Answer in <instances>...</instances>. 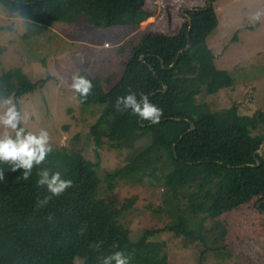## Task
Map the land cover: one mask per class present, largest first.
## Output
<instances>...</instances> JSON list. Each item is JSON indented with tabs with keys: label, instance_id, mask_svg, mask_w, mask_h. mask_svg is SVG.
I'll return each instance as SVG.
<instances>
[{
	"label": "rangeland",
	"instance_id": "obj_1",
	"mask_svg": "<svg viewBox=\"0 0 264 264\" xmlns=\"http://www.w3.org/2000/svg\"><path fill=\"white\" fill-rule=\"evenodd\" d=\"M143 3L153 19L140 26L107 28L85 22L45 24L23 18L0 3V73L11 71L17 79L29 81L42 80L48 74L55 78L35 93L19 100L12 98L22 114L29 117L22 127L34 133L45 129L50 135L53 151L31 173L58 170L62 160L74 154L95 162L98 150L100 168L91 198L97 213L110 214L117 224L140 235L177 222L178 217H171L168 212L169 207H174L201 239L154 233L141 246L125 251L131 264H264V211L259 199L218 219L191 213L188 200L193 189L180 188L188 169L175 161L171 149L176 140L173 138L184 129L182 122L156 124L134 147L119 149L113 132L93 129L104 107L81 108L71 89L73 74L84 70L101 77L105 89H111L120 80L124 62L133 56L147 34H177L185 24L184 13L206 8V0ZM83 6L69 2L66 9L71 15ZM215 7L219 23L206 42L215 58V70L206 75L200 73L194 79L197 67H188L184 74H189L194 82L187 80L185 84H192L193 90L201 93L197 102L206 105L208 113L238 104L241 118L252 125L259 138H264V16L259 21L251 19L255 12H264V0H218ZM230 78L233 86L226 85ZM4 131L0 125V134ZM255 132L252 137H257ZM140 162L149 166L138 174ZM6 170L11 176L8 181L20 178L24 172L13 171L9 163ZM99 261L96 257L90 264ZM77 263L82 264V258Z\"/></svg>",
	"mask_w": 264,
	"mask_h": 264
},
{
	"label": "trees",
	"instance_id": "obj_2",
	"mask_svg": "<svg viewBox=\"0 0 264 264\" xmlns=\"http://www.w3.org/2000/svg\"><path fill=\"white\" fill-rule=\"evenodd\" d=\"M217 1L206 0V8L188 10L185 24L177 34H147L133 56L124 62L120 80L111 89H105L101 77L85 70L79 72L86 75L94 87L83 103L76 93L81 108L104 107L93 129L105 128L106 133L113 132L119 149L134 147L152 127L149 126L151 121L140 119L130 110H117V97L127 95L129 89L147 94L153 104L163 109L159 123L182 122L184 129L173 138L176 140L171 146L175 161L188 169L180 188L193 189L188 200L191 213L211 219L225 216L254 199L260 200L264 211V154H259L264 138L251 136L252 125H247L241 118L238 104L225 111L208 113L206 105L197 102L201 93L194 91L192 84H185L187 80L193 83L200 73L206 75L215 70V58L206 42L219 23ZM69 2L84 6L69 15L66 9ZM143 2L0 0L11 12L23 18L45 24L85 22L97 28L140 26L153 17L141 7ZM189 45L191 49L187 50ZM44 64L48 68L47 63ZM194 66L198 72L193 79L184 71ZM182 75L186 78H181ZM52 80L55 78L50 74L42 80L29 81L17 79L11 71L0 73V96L19 100ZM233 84L231 78L226 83L228 86ZM16 104L19 109L18 102ZM193 125L196 126L194 130ZM98 138L96 135V140ZM95 160L87 161L81 154L71 158L66 156L60 169L55 171H60L64 179H71L73 187L58 197L53 196L43 207L37 205V200L50 193L46 187L37 186L38 175L31 173L25 179L22 174L20 178L8 181L11 176L7 174V163L0 162V170L4 172V179L0 180V264H78L79 258H82V264H90L96 257L100 259L98 264H102L111 251L136 249L154 233L170 232L193 241L201 240L182 217V212L174 207H169L168 212L171 217H178L177 222L166 228L145 230L140 235L117 224L110 214L97 213L91 198L96 191L100 168L98 150ZM148 166L140 162L136 172L144 173ZM101 241V249L95 250L92 245ZM114 243L119 247L114 248Z\"/></svg>",
	"mask_w": 264,
	"mask_h": 264
},
{
	"label": "clouds",
	"instance_id": "obj_3",
	"mask_svg": "<svg viewBox=\"0 0 264 264\" xmlns=\"http://www.w3.org/2000/svg\"><path fill=\"white\" fill-rule=\"evenodd\" d=\"M264 16V12H255L251 19L259 21ZM80 56L81 63L84 58ZM94 85L86 76L79 73L73 74L71 89L79 94L80 102L86 101L91 94ZM116 107L119 111H131V114L138 116L142 120H148L152 123H159L163 116V109L153 104L149 96L143 92L136 93L129 89L128 94L119 96L116 99ZM0 125L5 131L0 134V162L12 165V170L23 169L25 179L31 175L35 166L41 165L48 155L53 151L50 143L49 132L41 129L38 133L26 130L22 127L29 118L27 114H22L17 104L13 102L10 96H0ZM11 130V131H9ZM14 133V135H13ZM38 187H46L50 195L37 200V205L43 207L47 205L53 196L62 195L67 189L73 187L71 179L62 178L60 171L52 172L49 169H42L38 173ZM4 179V172L0 170V180ZM103 242H96L92 245L95 250H100ZM114 248L119 245L114 243ZM102 264H131V257L125 251H115L104 257Z\"/></svg>",
	"mask_w": 264,
	"mask_h": 264
},
{
	"label": "water",
	"instance_id": "obj_4",
	"mask_svg": "<svg viewBox=\"0 0 264 264\" xmlns=\"http://www.w3.org/2000/svg\"><path fill=\"white\" fill-rule=\"evenodd\" d=\"M144 3H142L141 4V7H144ZM184 16H187V14L186 13H184ZM190 30H192V22H191V27H190ZM189 49H191V45H189L188 46V48H187V50H189ZM141 60L143 61L144 60V58H141ZM165 90H166V88H165ZM157 123H151V124H149V126H153V125H156ZM196 128V126L195 125H193V127H192V130H194ZM191 130V131H192ZM183 138V137H182ZM260 155H262V152H260L259 153ZM258 166H260V163H259V165Z\"/></svg>",
	"mask_w": 264,
	"mask_h": 264
},
{
	"label": "crops",
	"instance_id": "obj_5",
	"mask_svg": "<svg viewBox=\"0 0 264 264\" xmlns=\"http://www.w3.org/2000/svg\"><path fill=\"white\" fill-rule=\"evenodd\" d=\"M256 127H258V126H256ZM251 130H252V132H255V130H253V128H251ZM255 135H257V138H259V136H258V134L256 132H255ZM261 152H262V154H264V144H263V147H262V151Z\"/></svg>",
	"mask_w": 264,
	"mask_h": 264
}]
</instances>
